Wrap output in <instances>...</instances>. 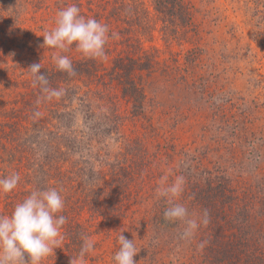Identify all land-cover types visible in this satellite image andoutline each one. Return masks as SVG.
<instances>
[{"label":"rangeland","instance_id":"rangeland-1","mask_svg":"<svg viewBox=\"0 0 264 264\" xmlns=\"http://www.w3.org/2000/svg\"><path fill=\"white\" fill-rule=\"evenodd\" d=\"M68 3L69 0H0V99H5L6 104L12 103L22 90V81L32 64L41 63V68L55 65L52 55L57 50L43 46V35L55 27L57 12ZM197 5L199 34L195 36L203 52L196 61L197 79L193 81L189 78L190 66L184 64L190 47L183 42L164 41L159 23L150 34L140 36L136 28L127 30L122 20L112 18L110 5L102 0H83L88 17L109 27L107 59H95L103 65L96 81L98 108L100 105L103 113L117 115L121 131L114 136L129 138L135 142L129 148L144 151L143 163L138 155L133 165L141 173L133 182L129 219L121 225H108L90 216L92 212L84 216L86 224L92 225L90 239L95 245L86 264H115L112 257L119 249L117 238L121 232L135 240L139 252L134 257L136 264H215L210 253L203 251L202 244L209 235L206 226L201 224L193 238L183 240L182 222H172L170 229H164L158 228L153 219L155 213L169 206L157 193L162 179L171 185L177 176L185 175L189 166L201 169L196 165L200 162L208 168L228 169L240 189L250 193L252 203L250 199L249 203L244 201L235 221L227 222L226 232L230 240L241 234L244 243L253 236L250 222L264 195V0H198ZM147 8L153 15L149 2ZM112 33L116 36L112 37ZM127 38L134 43L140 39L154 63L155 70L146 78V109L159 137L143 129L129 114V103L107 75L114 56L138 53L135 46H126ZM136 48L138 51L139 45ZM61 54L70 59L86 58L74 45ZM226 90H232V94L220 96ZM232 114L255 132L254 150L249 139H240L242 130L239 133L234 127ZM126 148L123 140L113 139L95 150L102 159L108 154V158L127 154ZM108 158L104 163H110ZM175 202L184 204L190 217L198 218L181 197ZM2 206L0 193V211ZM256 219H261L259 214Z\"/></svg>","mask_w":264,"mask_h":264},{"label":"trees","instance_id":"trees-1","mask_svg":"<svg viewBox=\"0 0 264 264\" xmlns=\"http://www.w3.org/2000/svg\"><path fill=\"white\" fill-rule=\"evenodd\" d=\"M69 1L65 6L75 2L73 4L80 9L81 15L89 18L83 0ZM197 1L102 0L103 4L110 5L112 18L116 16L122 20L127 30L136 28L138 34L144 36L159 23L164 41L187 44L190 49L184 64L190 66L189 78L193 81L197 79L196 61L200 60L203 52L195 36L199 32L195 21ZM148 2L153 15L147 8ZM126 43V46H135L138 53L114 56L107 75L118 87L121 97L129 103V114L141 123L143 129L159 137L146 109L149 101L146 78L155 70L152 57L143 48L140 39L134 43L127 38ZM136 45H139L138 51ZM71 60L75 70L72 76L59 71L55 65L40 70L46 75L49 88L63 90L61 97L46 99L47 93L38 84L34 85V78L29 73L22 81V90L16 93L12 103L10 101L11 105L0 99V179L13 173L21 177L13 192L1 193L3 206L0 214H10L15 204L33 189L55 187L63 190L65 209L62 214L67 219L62 230L63 242L44 264H70L71 257H75L80 250L83 237L90 238L92 234L91 223L86 224L88 220L84 219L88 211L92 212L90 216L108 225H121L129 219L133 182L141 173L133 165L137 164L138 155L141 163L144 160L143 150L137 152L135 148H129L133 147L134 141L114 136L121 131L117 115L114 112L103 113L104 108L100 105L98 108L96 81L100 78L98 72L103 65L90 58ZM231 94L232 90H226L221 91L220 96ZM227 100L232 101L230 98ZM232 118L238 132L242 130L240 139H249L250 148L254 150L255 132L236 115L232 114ZM113 139L123 140L129 153L109 158L108 154L100 159L95 148ZM106 158L110 159V163H107L108 160L104 163ZM196 165L201 169L191 165L186 171L188 174L183 176L185 184L180 197L191 206L198 218L205 210L208 212L206 231L209 235L205 245L202 244L203 251L210 253L215 264H264V195L260 198L259 213L256 211L250 222L252 238L244 243L240 234L230 240L226 232L227 222L235 221L244 201L249 203L250 199L252 203L251 195L240 189L237 181L229 176L228 169L222 166L208 168L201 162ZM258 200L250 206L251 209ZM164 211L155 213L153 219L158 228L170 229L172 222L165 221ZM258 214L261 218L259 222L256 219Z\"/></svg>","mask_w":264,"mask_h":264},{"label":"clouds","instance_id":"clouds-1","mask_svg":"<svg viewBox=\"0 0 264 264\" xmlns=\"http://www.w3.org/2000/svg\"><path fill=\"white\" fill-rule=\"evenodd\" d=\"M55 27L45 31L43 46L56 49L52 59L56 68L75 75L72 60L61 53L69 51L74 45L84 57L90 59H107L105 46L108 43L109 27L96 20L86 18L75 4H70L59 10L55 19ZM112 37L116 34L112 33ZM41 63H34L28 71L38 84L46 99L59 98L63 95L61 89L48 87V79L41 74ZM20 175L13 173L0 179V193L13 192L20 182ZM185 179L177 176L171 185L162 179L157 188L160 197H164L169 206L164 211V219L168 222H182L185 227L181 239L190 240L194 237L201 224L207 226L209 215L207 210L202 217H190L188 208L177 203L184 191ZM62 189L49 187L33 189L22 201L15 204L10 214H0V264H44L48 257L55 255V250L63 242V226L66 224L65 199ZM119 249L112 257L115 264H136L134 257L139 253L135 240L127 239L122 232L118 236ZM95 251L94 242L87 236L70 264H86V256Z\"/></svg>","mask_w":264,"mask_h":264}]
</instances>
